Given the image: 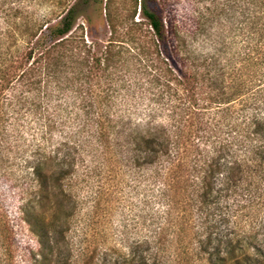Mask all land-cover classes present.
Wrapping results in <instances>:
<instances>
[{"label": "trees", "instance_id": "16d2710c", "mask_svg": "<svg viewBox=\"0 0 264 264\" xmlns=\"http://www.w3.org/2000/svg\"><path fill=\"white\" fill-rule=\"evenodd\" d=\"M133 2L0 0V179L23 186L30 227V211H67L51 241L33 230L36 264L66 239L79 173L96 170L156 217L111 264H264V49L244 64L208 48L203 11L182 31L157 0ZM91 9L106 41L85 36Z\"/></svg>", "mask_w": 264, "mask_h": 264}, {"label": "rangeland", "instance_id": "374dc122", "mask_svg": "<svg viewBox=\"0 0 264 264\" xmlns=\"http://www.w3.org/2000/svg\"><path fill=\"white\" fill-rule=\"evenodd\" d=\"M133 2V0H123ZM165 21L182 31L195 27V11H203L209 20L208 48L224 46L229 57L253 66L264 49V0H157ZM134 3V2H133ZM47 4L39 14L48 15ZM93 26L85 30L89 40L106 41L109 30L93 9L88 12ZM139 11L137 14V18ZM79 23H86L81 20ZM82 34V31H78ZM89 32V34H88ZM76 181L78 211L73 213L66 239L53 250L43 264H85L90 255L98 252L97 264H111L118 256L128 257L138 244L154 230L152 211H142L130 183L126 179L106 178L104 171H94L89 178ZM96 174V175H95ZM94 176V177H93ZM23 186L0 179V264H36L41 261L39 238L50 241L67 226H63L67 211H30L32 227L26 222ZM98 198V199H97ZM155 217V218H154ZM264 218V211L259 219ZM47 244V243H46ZM48 245V244H47ZM50 249V245H48ZM175 251L172 248L171 251ZM146 247L139 250L137 262L147 256ZM166 253V254H165ZM169 252L157 258L164 264ZM196 264V263H194ZM199 264V263H197Z\"/></svg>", "mask_w": 264, "mask_h": 264}]
</instances>
